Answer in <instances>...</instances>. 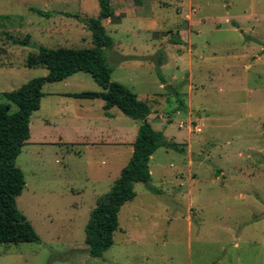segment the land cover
Segmentation results:
<instances>
[{"label": "rangeland", "instance_id": "rangeland-1", "mask_svg": "<svg viewBox=\"0 0 264 264\" xmlns=\"http://www.w3.org/2000/svg\"><path fill=\"white\" fill-rule=\"evenodd\" d=\"M109 4L110 79L145 101L152 128L182 151H154L158 192L135 182L112 244L92 257L89 212L128 162L141 122L116 107L110 120L95 99L83 105L87 124L75 127L69 118L80 100L56 93L98 84L84 72L43 84L15 159L25 181L15 203L38 240L0 243V264H264V0ZM98 12L97 0H0V103H9L4 91L46 74L26 66L29 52L91 47L86 20ZM25 35L27 44L12 42Z\"/></svg>", "mask_w": 264, "mask_h": 264}, {"label": "trees", "instance_id": "trees-1", "mask_svg": "<svg viewBox=\"0 0 264 264\" xmlns=\"http://www.w3.org/2000/svg\"><path fill=\"white\" fill-rule=\"evenodd\" d=\"M97 1L98 15L86 20L92 37L91 47L39 46L35 52L27 54L25 63L28 67H44L46 74L30 78L17 88L3 92L9 103H0V243L38 240L31 223L15 203V198L25 185L23 173L15 165V159L29 138V119L40 106L43 84L63 80L76 72L87 73L101 90L69 93V96L99 98L103 101L105 114L107 109L116 107L125 116L141 122L131 145L132 152L128 162L120 169L108 191L97 198L95 206L89 212L84 228V241L92 257H100L112 244L113 232L119 225V209L126 201L134 198L135 182H142L150 191L158 192L150 184L148 165L154 151L159 147L182 151L176 142L167 140L162 131L152 128L147 120L150 106L138 99L129 88L110 79L112 67L107 64L104 50L112 47L113 40L107 34L102 20L113 16V8L109 4L110 0ZM32 10L44 14L40 10ZM28 37L29 35L22 39L12 38V42L27 44ZM159 78L165 83L161 75ZM173 92L177 95L176 89ZM179 102L184 108L183 102ZM10 103L17 107L13 112L10 111ZM262 127L264 128V122Z\"/></svg>", "mask_w": 264, "mask_h": 264}, {"label": "crops", "instance_id": "crops-1", "mask_svg": "<svg viewBox=\"0 0 264 264\" xmlns=\"http://www.w3.org/2000/svg\"><path fill=\"white\" fill-rule=\"evenodd\" d=\"M123 2H126V0H122ZM113 12H114V10H113ZM116 14V13H115ZM112 54H117V51L116 50H111L110 51ZM113 55V58L115 57ZM71 76H69V77H67V78H65V79H63V80H61V81H66V80H68V78H70ZM100 90H101V88H100ZM99 91V90H98ZM76 92V91H75ZM74 91L72 92V91H67V92H57L56 94H60V95H66V94H69V93H75ZM79 92V91H78ZM81 92V91H80ZM43 97H44V95L41 97V100H40V106H39V108L36 110V111H34L32 114H31V116L33 115V114H36L37 112H39L40 111V109H41V107H42V99H43ZM76 100H80V101H77L78 102V106H76V108H75V110H74V113L71 115V117L69 118V120L74 124V126L76 127L77 125H79V124H84V123H86L87 124V121H89L88 120V118L84 115L85 114V112H86V107L85 106H83V105H86V102H90L89 104H91L92 102H94L93 100H95V99H99V98H92V99H79V98H75ZM84 100H87V101H84ZM100 100V99H99ZM102 101V100H101ZM93 104V103H92ZM102 108H103V101H102ZM112 108L113 107H111V108H109V109H107L106 111H107V113L105 114V113H103L104 114V117H106V118H109L110 120H112V119H114V111L112 110ZM104 110V109H103ZM45 121H47V120H45ZM74 128V127H73ZM110 130V132L111 133H114L115 131H117L118 129L117 128H115V127H112V128H110L109 129ZM27 140H30V137L27 139ZM121 144L122 142H119V141H116V142H113V144H116V145H118V144Z\"/></svg>", "mask_w": 264, "mask_h": 264}]
</instances>
